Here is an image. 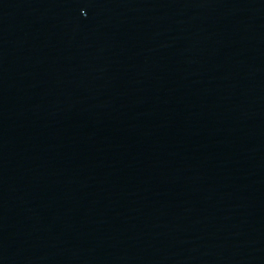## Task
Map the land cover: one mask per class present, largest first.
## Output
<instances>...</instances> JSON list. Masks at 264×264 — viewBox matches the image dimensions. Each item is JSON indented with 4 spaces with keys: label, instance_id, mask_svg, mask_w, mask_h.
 I'll return each instance as SVG.
<instances>
[{
    "label": "water",
    "instance_id": "water-1",
    "mask_svg": "<svg viewBox=\"0 0 264 264\" xmlns=\"http://www.w3.org/2000/svg\"><path fill=\"white\" fill-rule=\"evenodd\" d=\"M0 264H264V0H0Z\"/></svg>",
    "mask_w": 264,
    "mask_h": 264
}]
</instances>
